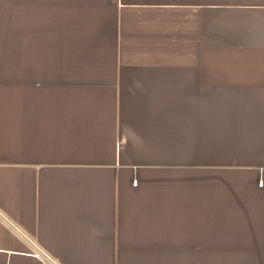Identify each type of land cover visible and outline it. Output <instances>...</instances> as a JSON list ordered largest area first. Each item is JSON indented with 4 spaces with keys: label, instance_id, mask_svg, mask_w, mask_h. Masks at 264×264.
Masks as SVG:
<instances>
[{
    "label": "crops",
    "instance_id": "crops-1",
    "mask_svg": "<svg viewBox=\"0 0 264 264\" xmlns=\"http://www.w3.org/2000/svg\"><path fill=\"white\" fill-rule=\"evenodd\" d=\"M0 25V264H264V0Z\"/></svg>",
    "mask_w": 264,
    "mask_h": 264
},
{
    "label": "rangeland",
    "instance_id": "rangeland-1",
    "mask_svg": "<svg viewBox=\"0 0 264 264\" xmlns=\"http://www.w3.org/2000/svg\"><path fill=\"white\" fill-rule=\"evenodd\" d=\"M2 29V30H1ZM4 31V26L0 25V32L2 33ZM3 41V39H0V43ZM0 47L3 49L5 47L4 42L0 45ZM0 50L3 54V50ZM8 59L9 62H19V56L12 55V56H5V55H0V63L6 62Z\"/></svg>",
    "mask_w": 264,
    "mask_h": 264
}]
</instances>
